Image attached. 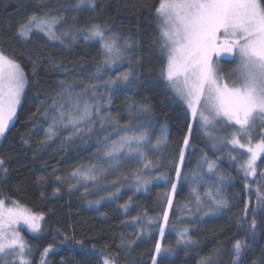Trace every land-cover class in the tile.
<instances>
[{
    "label": "snow or ice",
    "instance_id": "snow-or-ice-1",
    "mask_svg": "<svg viewBox=\"0 0 264 264\" xmlns=\"http://www.w3.org/2000/svg\"><path fill=\"white\" fill-rule=\"evenodd\" d=\"M99 7L102 5L98 0H74L68 5L61 4L55 12L31 14L18 26L15 33V38L21 41H30L34 34L43 33L49 40L59 41L62 45L65 44V38L72 42H79V38L86 43H98L103 52V59L97 64L94 74V79L102 83H92L86 87L76 81L67 84L60 81L58 96L46 97L37 109L39 115L33 114V123L40 117L50 122L44 129L45 140L40 142V148L46 147L49 141L58 137V129L67 132L62 143L72 144L77 140L83 141L86 137L96 139L98 147L95 155L108 167L89 164L87 167L80 165L74 168L69 173V180L74 181L67 184L69 193L82 185L85 192H88L89 189L83 182L92 181L95 186L109 168L118 170L125 158L143 161L144 169L158 168V164L148 159L144 149L148 148L159 154L161 145L167 143L165 126H161V135L153 144L146 123L139 119V116L153 112L151 105L133 101L128 108L129 119L123 125L114 119L108 110L111 107L113 88L119 85L135 87L140 83L137 68L140 66L141 57L133 55L128 59L125 55L132 52L134 45L139 47L137 41L129 38L121 44V38L107 25L92 23L78 27L76 15H72L69 20L64 14L95 11ZM155 11L160 21L159 47L165 55L157 79L167 89L166 98L171 94L175 101L186 106L185 110L190 115L191 123H186V132L180 141L177 155L173 158L174 178L170 179L161 173L151 179H144L139 172L135 173L137 192H146L152 179L167 182L169 188L163 193L162 210L158 217L153 219L146 211H142L130 218L131 224L136 226L135 234L127 237L123 233L120 234L118 247L124 251L128 264H138L132 253L137 247V241L151 236V231H146V227L151 225L158 227L160 237L154 244L151 264H167V260L175 254L171 246H165L163 238L165 228L169 226V213L173 209L177 186L189 179L186 175L182 176L181 169L185 152L191 147L193 124L196 125L197 132L203 131L208 137L213 136L209 129H215L218 123L233 129L226 139L217 137V140L226 143L233 151L244 150L247 157L238 170L242 172L245 181L243 187L248 193L255 192V203L253 204L249 196L240 213V220L247 225L245 236L254 241L258 229L264 228V192L258 186L264 181V169L259 173L257 170V161L264 156V0H159ZM126 59L127 69L119 71L115 66L122 67V62ZM221 61L236 64L235 69L229 70L227 77L223 74ZM102 67L110 71L115 70L117 74L104 78L101 75ZM32 69V78L39 87L36 61H33ZM27 86V73L16 59L0 49V139L5 137L10 122L16 117ZM77 88L80 91H76ZM100 88L104 89L103 93L99 91ZM254 134L258 137L255 142ZM24 143H28V140L25 139ZM216 146L213 143L212 148L215 149ZM229 156L230 159L236 160L231 153ZM201 160L203 164L198 163V167L206 165L208 173L217 170L216 162L209 160L206 154ZM8 175L7 161L0 155V179ZM191 178L194 182H207L203 172H193ZM250 178L252 183H247ZM218 179L220 183L216 187L215 195L206 192L209 204H204L196 184H193L191 192L194 197V211L187 203L183 205L188 215L193 217L192 223L229 208V201L221 189L223 182L231 177L219 174ZM45 182L46 177H40L36 181L38 185ZM55 182L64 186V181L59 175L55 177ZM253 184L257 185L255 189ZM121 186V183L112 181L111 187L115 188V191H109L108 196L101 199H116ZM60 191V187L53 189V196L58 197ZM100 202L89 201V205H99ZM131 203L129 197L128 202L119 207L124 213H128ZM196 213H201V216L196 217ZM257 216L261 217L259 223ZM43 221L44 213H34L18 200L0 198V264H31L26 258V253L31 252V246L26 244L17 226L23 224L32 233H42ZM172 227L175 229L176 226L173 224ZM176 231L178 246L190 247L198 243L189 234V227ZM55 235L61 236L57 244L71 243L78 246L82 252L88 253L89 249L86 248L84 240H76L74 236L62 233L60 229H56ZM54 247L55 244H48L43 248L41 264H45V258ZM250 247L247 239H236L232 243V258L229 264H245L243 254ZM95 248L96 246L92 245V249ZM219 258V250H214L200 257L198 264H218ZM101 264H118V261L114 257L104 255ZM252 264L256 262L253 261ZM261 264H264V261H261Z\"/></svg>",
    "mask_w": 264,
    "mask_h": 264
},
{
    "label": "trees",
    "instance_id": "trees-1",
    "mask_svg": "<svg viewBox=\"0 0 264 264\" xmlns=\"http://www.w3.org/2000/svg\"><path fill=\"white\" fill-rule=\"evenodd\" d=\"M72 2L74 0H0V49L16 59L28 75V87L17 118L0 143V155L5 157L9 169V175L0 179V198L18 200L34 213L45 214L42 233L24 231L25 242L31 246V264H41L42 250L48 244H55V247L45 258V264H101L104 255L114 257L118 264H128L124 251L118 247L120 234L123 233L126 237L135 234L136 226L131 224L130 218L142 211H146L153 219L158 217L162 210L163 193L169 188L167 182L152 179L146 192H137L134 185L135 173L139 172L142 177L149 179L161 173L170 179L174 178L173 158L177 155L180 141L186 132L185 125L191 123V119L185 105L175 101L171 94L165 97L167 89L157 79L165 60V55L159 47L160 21L155 11L159 0H98L102 7L95 11L64 13L69 20L72 15H76L78 27L100 23L112 29L121 38V44L129 38L139 43V47L134 45L132 52L125 55L128 59L133 55L141 57L140 66L137 68L140 83L135 87L119 85L113 88L111 107L108 110L113 118L123 125L129 119L128 108L133 101L147 103L151 105L153 112L139 116V119L146 123L151 142L154 144L160 137L161 126H165L167 132V143L161 145L159 154L148 148L144 149L148 159L158 164V168L144 169L143 161L125 158L118 170L109 168L95 186L92 181L83 182L87 185L88 192H85L82 185L69 193L67 184L74 182L69 180V173L74 168L80 165L87 167L89 164L108 167L95 155L98 147L96 139L86 137L83 141L77 140L72 144L62 143L67 132L58 129V137L49 141L46 147L40 148V142L45 140L44 129L50 122L40 117L33 123V114L37 113L41 101L46 97L58 96L60 81H65L66 84L76 81L86 87L92 83H102L94 79V74L97 64L103 59V52L98 43H86L79 38V42L65 38V44L62 45L58 41L49 40L43 33L34 34L30 41L18 40L15 33L18 26L31 14L55 12L59 5ZM128 59L122 62V67H115H118L119 71H125ZM33 61L38 64L39 87L32 78ZM116 74L117 71L102 67L101 75L104 78ZM76 91L80 89L77 88ZM99 91L103 93L104 89L100 88ZM193 129L191 147L185 152L181 169L182 176L186 175L189 179L177 186L173 209L169 213V226L165 228L163 238L165 246H171L175 252L167 260V264H198L200 257L214 250H219L218 264H229L232 258V243L236 239H247L251 245L243 254L245 264H252L253 261L261 264V261H264V228L258 229V235L253 241L245 236L247 225L240 220L244 202L249 196L253 204L255 203V192L248 193L243 187L245 181L242 172L238 170V163L226 158L229 151L214 153L202 131L197 132L194 124ZM25 139L28 143H24ZM204 154L218 164V172L231 177L223 182L221 189L229 201V208L192 223L193 217L188 215L183 205L187 203L194 211V197L191 192L193 184H196L204 204H209L206 192L215 195L216 187L220 183L219 179L206 175L204 176L208 178L207 182L192 181L191 174L200 169L198 163L202 162L201 157ZM219 157L223 158L220 160ZM261 161H264V156L259 160L258 173L264 169V163ZM57 175L63 179L64 186L55 182ZM40 177H46L43 185L36 183ZM112 181L122 184L118 197L114 200L101 199L107 197L109 191H115V188L111 187ZM253 186L254 189L257 187L255 184ZM258 186L264 192V181ZM57 187H60L61 191L59 196L55 197L53 189ZM129 197L132 200L130 210L124 213L119 206L128 202ZM95 200H100V204L89 205V201ZM195 215L199 217L201 213ZM260 220L261 217L257 216L258 223ZM183 227L190 228L189 234L197 244L190 247L177 245L176 229ZM56 229L74 236L76 240H84L86 248L89 249L88 253L82 252L78 246L71 243L57 244L61 236L55 235ZM146 231H151V236L137 241V247L132 253L138 264H151L154 244L160 239L156 225L146 227ZM92 245L96 248L92 249Z\"/></svg>",
    "mask_w": 264,
    "mask_h": 264
},
{
    "label": "rangeland",
    "instance_id": "rangeland-1",
    "mask_svg": "<svg viewBox=\"0 0 264 264\" xmlns=\"http://www.w3.org/2000/svg\"><path fill=\"white\" fill-rule=\"evenodd\" d=\"M59 42V41H58ZM221 65L223 66V69H224V75L227 77L228 75V72L230 69H235L236 68V64L233 62L232 64H223L221 62ZM22 67V66H21ZM229 83H231V81H229ZM28 87V86H27ZM27 87L25 88V91L27 90ZM24 91V93H25ZM23 97H24V94L22 96V99H21V104H22V101H23ZM21 104L20 106L18 107L17 109V112L19 110V108L21 107ZM186 107V106H185ZM17 115V114H16ZM17 116L13 119L12 122H10L9 124V128L10 126L14 123V121L16 120ZM195 125V124H194ZM196 126V125H195ZM8 128V129H9ZM210 131L213 132V136L212 137H208L206 136L203 131H202V134L204 135V138L208 141L210 147L212 148V145L213 143H215L217 146L216 148H212V151H214V153L216 154H219L220 152L222 151H225V150H228L229 153H231L232 156H235L236 157V160H233V161H236L238 163V165H240L247 157L246 155L244 154V150H235L233 151L226 143H221L219 140H217V137L219 138H227L228 137V133H230L231 131H233V129L228 132L227 130H229L228 128H226V126H224L223 124H220L218 123L216 128L215 129H212L210 128L209 129ZM258 131V130H257ZM258 139V137L256 136V134L253 135V141L255 142V140ZM3 141V139H0V143ZM243 142V141H242ZM222 150V151H221ZM229 153L226 155V158L229 159V161H232V159H230V156H229ZM228 156V157H227ZM223 157H219V159L221 160ZM258 163H259V160L257 161V167H258ZM200 164L202 165L203 164V161L200 162ZM218 164L216 163V166ZM200 169H198L196 172H203L204 175H206L207 177L211 178V177H214V178H217L219 177V174H222V172H218L217 170H214L213 173H208L207 172V168H206V165L202 166V167H199ZM144 179H149V178H145L143 176ZM208 178H206L207 180ZM248 183H252V180L251 178L247 181ZM136 184V180H135V183L134 185ZM254 185V184H253ZM253 189H254V186H253ZM17 230L19 231L20 235L22 236V238L24 239L25 235H24V231H27V232H31L26 225H19L17 226ZM25 241V239H24ZM26 258L30 260V256H29V253H26ZM11 259V258H9Z\"/></svg>",
    "mask_w": 264,
    "mask_h": 264
},
{
    "label": "flooded vegetation",
    "instance_id": "flooded-vegetation-1",
    "mask_svg": "<svg viewBox=\"0 0 264 264\" xmlns=\"http://www.w3.org/2000/svg\"><path fill=\"white\" fill-rule=\"evenodd\" d=\"M221 62H222V61H221ZM223 62H224V61H223ZM223 62H222V63H223Z\"/></svg>",
    "mask_w": 264,
    "mask_h": 264
},
{
    "label": "water",
    "instance_id": "water-1",
    "mask_svg": "<svg viewBox=\"0 0 264 264\" xmlns=\"http://www.w3.org/2000/svg\"><path fill=\"white\" fill-rule=\"evenodd\" d=\"M225 62V61H224Z\"/></svg>",
    "mask_w": 264,
    "mask_h": 264
}]
</instances>
